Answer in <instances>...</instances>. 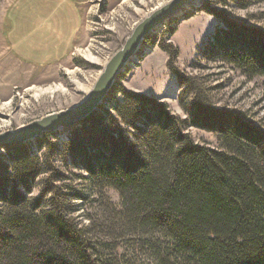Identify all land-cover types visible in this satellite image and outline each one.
<instances>
[{
	"label": "trees",
	"instance_id": "16d2710c",
	"mask_svg": "<svg viewBox=\"0 0 264 264\" xmlns=\"http://www.w3.org/2000/svg\"><path fill=\"white\" fill-rule=\"evenodd\" d=\"M204 9L225 25L213 34L214 43L227 39L214 53L248 75H264V29L230 19L223 9ZM158 45L188 118L126 89L120 72L107 105L68 128L61 142L52 139L57 132L35 139L42 156L26 142L6 147L0 152V264H111L118 239L149 264H264V127L199 95L186 101L195 81L175 66L176 46ZM189 125L215 132L220 148L195 142L185 131ZM56 157L87 172L75 175L101 199L105 189L116 190L120 206L105 200L101 217L81 223L74 212L85 194L68 184L48 183L32 196L40 174L64 177L52 166Z\"/></svg>",
	"mask_w": 264,
	"mask_h": 264
},
{
	"label": "rangeland",
	"instance_id": "374dc122",
	"mask_svg": "<svg viewBox=\"0 0 264 264\" xmlns=\"http://www.w3.org/2000/svg\"><path fill=\"white\" fill-rule=\"evenodd\" d=\"M166 1L85 0L82 9L84 39L65 59L59 61L60 59L49 57L46 52L50 47L51 37L41 36L36 32L30 34L31 30H23L24 28L20 27L21 23L16 16L18 2L0 0V34L4 37V42L0 41V57L12 54L26 63L22 72L20 69L21 73L17 75L16 81L8 87L0 82V119L7 120V123L0 122V130L15 128L31 119L79 101L91 87L102 65L123 43L134 24L154 6ZM204 6L223 9L230 19L264 29V0L244 5L230 0L226 3L221 0H204L155 28L145 38L148 39L145 52L139 55L134 66L126 65L121 71L123 76L119 82L126 89L165 101L172 113L181 118H188L178 99L181 89L167 66L168 55L158 45L161 40L169 41L178 49L175 66L193 78L197 87L193 95H186V101L196 94L211 107L243 111L249 119L264 127V75H248L240 67L214 53L216 45L226 44L225 36L220 44L212 41L216 29L225 28V25L221 18L208 13ZM8 7L9 12L6 10ZM101 7L104 9L101 10ZM173 26L176 30L168 33L167 30ZM144 42L141 43L145 44ZM83 48H88L97 60L92 62L87 59L82 52ZM139 50L140 46L137 51ZM29 64L33 67L28 66ZM49 85H60L64 91L58 89L51 94L45 93L35 97V87ZM115 98L121 99L122 95L117 93ZM185 131L195 142L215 149L220 148V141L213 131L193 125L186 126ZM57 137L52 139L57 143L61 142ZM32 150H37V154L42 156L45 149H38L35 142ZM0 152H4V149ZM52 166L64 177L59 178L54 171L40 174L35 179L32 196H38L45 184H68L85 194L84 199L77 200L79 205L74 212L81 223L87 222L88 217H101L102 207L99 206L105 200L116 208L120 206L116 190L105 189L103 194L107 199H101L100 191L87 186V181L75 175H87L84 170L70 167L58 157L53 160ZM117 243L119 245L114 251L117 252L114 257L116 259L111 264L150 263L145 262L144 254L127 246L129 243L126 241L118 239Z\"/></svg>",
	"mask_w": 264,
	"mask_h": 264
},
{
	"label": "water",
	"instance_id": "95a60500",
	"mask_svg": "<svg viewBox=\"0 0 264 264\" xmlns=\"http://www.w3.org/2000/svg\"><path fill=\"white\" fill-rule=\"evenodd\" d=\"M204 0H167L154 6L132 27L123 43L108 57L97 77L84 96L76 103L48 112L15 128L0 130V151L14 144L35 140L44 133L68 129L97 109L115 82L118 74L126 67L130 57L136 53L141 42L162 23L177 16L185 6H197Z\"/></svg>",
	"mask_w": 264,
	"mask_h": 264
},
{
	"label": "crops",
	"instance_id": "0c3cea01",
	"mask_svg": "<svg viewBox=\"0 0 264 264\" xmlns=\"http://www.w3.org/2000/svg\"><path fill=\"white\" fill-rule=\"evenodd\" d=\"M17 14L21 28L31 33L51 37L48 49L52 59H65L85 36L83 31V13L85 0H16ZM108 2L113 0H107ZM8 12L10 8L6 9ZM26 33V32H25ZM29 34V35H30ZM0 41L4 37L0 34ZM46 59V58H45ZM25 62L12 54L0 57V82L6 87L17 79ZM28 66L33 67L32 64ZM40 67V66H39ZM21 69V72H20ZM5 79L7 83L5 84ZM135 90V88H134Z\"/></svg>",
	"mask_w": 264,
	"mask_h": 264
},
{
	"label": "built area",
	"instance_id": "2783aa9c",
	"mask_svg": "<svg viewBox=\"0 0 264 264\" xmlns=\"http://www.w3.org/2000/svg\"><path fill=\"white\" fill-rule=\"evenodd\" d=\"M188 7L190 8V6H187V7L183 8L179 13H181L183 10L185 11V9H187ZM144 43H145V44L141 43V45H140V50L137 51L136 54H134V55H132V56L130 57V59H129L128 62H127V66H129V65H130V66H134V64L137 62V59H138L139 55H140L143 51L145 52V49L147 48L146 46H147V44H148V41H145ZM105 105H107L106 98L101 102V104H99V106H98V110H99L100 106H105ZM57 134H58V135H57V136H58L57 138H58L59 140H62V139L66 136V134H67V129L59 130ZM26 143H27L28 147L32 150V149L34 148L35 140H29V141H27Z\"/></svg>",
	"mask_w": 264,
	"mask_h": 264
},
{
	"label": "bare ground",
	"instance_id": "6f19581e",
	"mask_svg": "<svg viewBox=\"0 0 264 264\" xmlns=\"http://www.w3.org/2000/svg\"><path fill=\"white\" fill-rule=\"evenodd\" d=\"M82 52H83L84 56L87 59L91 60L92 62L97 60V57L94 54H92L91 51L88 48H83ZM78 87H79V85H77V88ZM58 89L64 91V88H62L60 85H56V86L49 85V86H46V87H37V88L35 87L34 95H35V97H37V96H40V95L45 94V93H50L51 94V93L55 92ZM0 122L1 123H7V120L6 119H2V120L0 119Z\"/></svg>",
	"mask_w": 264,
	"mask_h": 264
}]
</instances>
